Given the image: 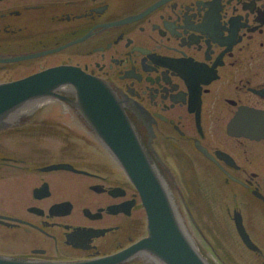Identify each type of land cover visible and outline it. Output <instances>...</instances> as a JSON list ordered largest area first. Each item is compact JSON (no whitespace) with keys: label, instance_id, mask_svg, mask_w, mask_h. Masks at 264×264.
<instances>
[{"label":"flooded vegetation","instance_id":"1","mask_svg":"<svg viewBox=\"0 0 264 264\" xmlns=\"http://www.w3.org/2000/svg\"><path fill=\"white\" fill-rule=\"evenodd\" d=\"M61 65L113 91L208 264H264L244 210L254 202L264 220V0H0V83ZM54 92L63 105L32 101L0 121V264H170L73 86ZM195 177L229 194L249 258L208 236Z\"/></svg>","mask_w":264,"mask_h":264},{"label":"water","instance_id":"2","mask_svg":"<svg viewBox=\"0 0 264 264\" xmlns=\"http://www.w3.org/2000/svg\"><path fill=\"white\" fill-rule=\"evenodd\" d=\"M71 84L86 120L123 165L138 188L148 217L149 235L163 245L170 264H208L186 240L189 235L177 219L171 195L147 157L123 107L110 87L78 67L55 66L27 77L0 83V121L5 114L36 98L52 97L54 89ZM59 96V95H57ZM53 168L70 166L57 163ZM236 225L244 241L252 246L240 216Z\"/></svg>","mask_w":264,"mask_h":264},{"label":"rangeland","instance_id":"3","mask_svg":"<svg viewBox=\"0 0 264 264\" xmlns=\"http://www.w3.org/2000/svg\"><path fill=\"white\" fill-rule=\"evenodd\" d=\"M41 103L55 106L63 105V103H61L60 101L52 99L43 100V102H40V104ZM49 115L50 114H47L46 116ZM54 115L58 116L57 121L53 119L56 122L61 123L69 121L66 114L61 113ZM82 129L84 130L83 127ZM81 132L83 131L81 130ZM26 146L33 147L32 145H30V143ZM86 149L88 148H83V150ZM194 180H196V182L198 183L196 185L195 191L192 193V199L195 203V211L197 212L200 222H203V224L201 223L202 226L206 228L207 231H209L208 229H213V234H211L210 232L208 234L206 232L208 236L224 237L225 241H230L232 244H234V248L243 251V255L249 258L251 256V253L245 248H242L241 244L238 243V240L236 239V237H239L237 231L232 223V220L224 210L226 201L230 200V196L226 191L215 188L216 185H219L218 178L195 177ZM255 206L256 204L254 202H246L244 210L246 212V216L247 213L249 215L247 216V219L249 220L250 227L252 228L255 237H257V239L262 241V243L264 244V220L257 219L254 216H250L253 213L252 208Z\"/></svg>","mask_w":264,"mask_h":264}]
</instances>
